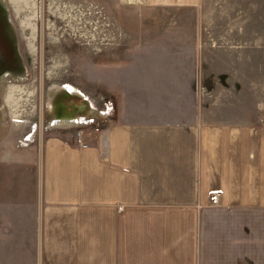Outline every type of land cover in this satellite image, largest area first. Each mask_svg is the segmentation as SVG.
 Masks as SVG:
<instances>
[{
    "label": "crops",
    "instance_id": "crops-1",
    "mask_svg": "<svg viewBox=\"0 0 264 264\" xmlns=\"http://www.w3.org/2000/svg\"><path fill=\"white\" fill-rule=\"evenodd\" d=\"M117 2L114 115L0 149V264H264V0Z\"/></svg>",
    "mask_w": 264,
    "mask_h": 264
},
{
    "label": "rangeland",
    "instance_id": "rangeland-1",
    "mask_svg": "<svg viewBox=\"0 0 264 264\" xmlns=\"http://www.w3.org/2000/svg\"><path fill=\"white\" fill-rule=\"evenodd\" d=\"M1 2L14 30L13 38L5 33L0 10L1 151L14 145L23 148L18 145L31 133L39 140L51 132L61 133L47 131L44 125L60 115L70 118L78 112L71 103L77 105L80 100L64 93L65 84L73 93L77 89L86 93L92 100V111L97 112L110 100L116 112L117 89L103 82L122 79L129 73L121 65L130 59L126 54L131 46L123 22L116 19L117 0ZM238 5L244 4H211L208 14L213 18L243 15L244 8L236 9ZM246 5L253 20L264 15V6ZM215 26L213 33L219 32ZM259 80L264 85V80ZM253 97H258L254 90ZM11 235L0 234V256L14 255L12 244L18 254L15 243L19 242L14 243Z\"/></svg>",
    "mask_w": 264,
    "mask_h": 264
},
{
    "label": "built area",
    "instance_id": "built-area-1",
    "mask_svg": "<svg viewBox=\"0 0 264 264\" xmlns=\"http://www.w3.org/2000/svg\"><path fill=\"white\" fill-rule=\"evenodd\" d=\"M67 85L63 86V90L66 91L67 95L71 97H77L80 100V103H77V106L80 110L73 116L60 115V117L53 119L50 122H47L44 125V128L49 130L59 131L61 133L66 131H73L79 137V143L86 147V144L82 141L83 134L93 128H98L106 120L111 118L114 115L113 107L111 101H105L104 105L97 112L92 111L93 104L91 98L84 92L77 89V94L73 93L70 90H67ZM32 133L29 134L24 140L20 142L22 147H27L34 144L37 141V135L32 137ZM210 202L213 205H218L220 203L219 193H213L210 197Z\"/></svg>",
    "mask_w": 264,
    "mask_h": 264
},
{
    "label": "bare ground",
    "instance_id": "bare-ground-1",
    "mask_svg": "<svg viewBox=\"0 0 264 264\" xmlns=\"http://www.w3.org/2000/svg\"><path fill=\"white\" fill-rule=\"evenodd\" d=\"M3 3L1 2L0 0V10L2 11V15L4 17V31L5 33L10 37V38H13L14 37V30H13V26L11 25V23L8 21V19L6 18V12H5V9H4V6L2 5ZM77 93V92H76ZM75 93V94H76ZM75 102H73V105L72 107L75 108L76 111L80 110L79 107L74 104ZM70 112V110H69ZM73 113V112H72ZM72 116V115H71Z\"/></svg>",
    "mask_w": 264,
    "mask_h": 264
},
{
    "label": "flooded vegetation",
    "instance_id": "flooded-vegetation-1",
    "mask_svg": "<svg viewBox=\"0 0 264 264\" xmlns=\"http://www.w3.org/2000/svg\"><path fill=\"white\" fill-rule=\"evenodd\" d=\"M74 100H75V99H74ZM73 102H74V101H72L71 106L73 105Z\"/></svg>",
    "mask_w": 264,
    "mask_h": 264
}]
</instances>
